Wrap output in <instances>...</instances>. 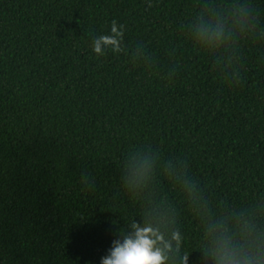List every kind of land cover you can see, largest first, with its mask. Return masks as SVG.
Listing matches in <instances>:
<instances>
[{
  "label": "trees",
  "instance_id": "trees-1",
  "mask_svg": "<svg viewBox=\"0 0 264 264\" xmlns=\"http://www.w3.org/2000/svg\"><path fill=\"white\" fill-rule=\"evenodd\" d=\"M203 4L252 8L250 30L200 50L182 25ZM113 23L121 52L93 53ZM145 144L194 196L159 169L121 186L122 155ZM260 198L264 0H0V264H98L150 212L192 261L208 219Z\"/></svg>",
  "mask_w": 264,
  "mask_h": 264
},
{
  "label": "clouds",
  "instance_id": "clouds-1",
  "mask_svg": "<svg viewBox=\"0 0 264 264\" xmlns=\"http://www.w3.org/2000/svg\"><path fill=\"white\" fill-rule=\"evenodd\" d=\"M253 9L244 5L217 7L201 5L182 25L185 38L202 51L216 52L235 46L238 36L250 30L248 21ZM123 25L113 23L109 34L92 39L91 50L102 54L122 50ZM169 77L171 75H168ZM120 183L129 192L147 187L157 169L169 176L191 197L195 185L184 178L180 163L163 161L153 148L145 144L124 153L120 161ZM150 219L137 224L130 222L114 233L98 264H264V198L244 208L228 209L208 219L204 225L202 245L193 249L199 255L189 261L190 252H180L176 246L180 236L170 232L167 237L156 226L159 213H148Z\"/></svg>",
  "mask_w": 264,
  "mask_h": 264
}]
</instances>
